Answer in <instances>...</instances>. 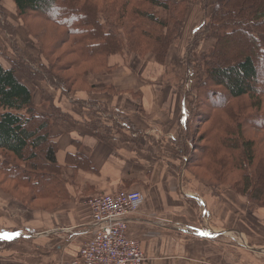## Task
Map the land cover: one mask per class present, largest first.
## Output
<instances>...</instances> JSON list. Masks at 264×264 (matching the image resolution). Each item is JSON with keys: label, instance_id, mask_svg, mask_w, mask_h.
Masks as SVG:
<instances>
[{"label": "crops", "instance_id": "0c3cea01", "mask_svg": "<svg viewBox=\"0 0 264 264\" xmlns=\"http://www.w3.org/2000/svg\"><path fill=\"white\" fill-rule=\"evenodd\" d=\"M141 60L112 64L98 78L100 90L77 92L74 100L55 88L41 89L66 115L56 118L34 100L38 112L53 118L49 131L69 200L44 210L0 191V264H71L91 238L87 200L129 190L143 193L127 231L141 243L144 264H264V213L244 218L234 211L238 202L195 185L180 157L169 158L180 151L188 100L193 104L197 92L187 81L188 88L175 86L159 63ZM71 101L105 106L109 113L99 115L119 129L95 131Z\"/></svg>", "mask_w": 264, "mask_h": 264}, {"label": "trees", "instance_id": "16d2710c", "mask_svg": "<svg viewBox=\"0 0 264 264\" xmlns=\"http://www.w3.org/2000/svg\"><path fill=\"white\" fill-rule=\"evenodd\" d=\"M195 1L13 0L19 17L39 19L66 31L59 41L71 48L73 56L64 71L72 73L63 79L51 69L46 72L56 80L50 84L71 100L75 98L74 86L86 83L88 75L96 71L94 64L105 68L103 73L99 71L102 74L113 70L114 65L107 63L112 55H141L148 51L162 63L170 45L178 40L190 6L198 2ZM204 5L208 20L200 31L206 30L214 44L197 60L205 79L193 89L197 100L192 105L199 107L197 113L201 112L200 90L210 82L226 89L228 95L219 105L213 102L214 110L220 112L211 122L210 130L215 134L200 149V158H187L185 169L197 180L201 177L190 165L205 168L216 180L229 177L233 191L247 196L263 210L264 144L247 131L264 132V120L254 121L264 119V0H207ZM24 26L30 35L39 38L32 31L33 21ZM11 40L14 49V38ZM19 56L28 64L22 53ZM18 71L24 72L18 66L0 63V157L5 159L0 162V172L14 182L6 190L15 200L27 206L42 201L43 207L37 208L55 210L69 200V193L57 162V145L49 131L52 116H43L36 110L33 91L19 78ZM51 104L56 106L54 100ZM87 104L94 114L106 111L102 105ZM188 117L179 140L181 156L189 147ZM215 185L218 184H210ZM16 189H22L19 196L13 194Z\"/></svg>", "mask_w": 264, "mask_h": 264}, {"label": "rangeland", "instance_id": "374dc122", "mask_svg": "<svg viewBox=\"0 0 264 264\" xmlns=\"http://www.w3.org/2000/svg\"><path fill=\"white\" fill-rule=\"evenodd\" d=\"M196 1H198L197 4H193L190 6V10L183 24L178 40L170 45L169 50L166 54V58L162 63L157 60L156 56L153 53L148 51L142 52L141 55H137L134 53L131 56L112 55L109 57L107 63H109L110 65H116L123 61L129 63L130 61L136 62L140 59L145 60L143 61V64H147L149 61L151 62V64L159 63L160 65L165 67L167 77H169L170 81L173 82L175 86L181 89L188 88L185 84V81H187L191 84L193 89H196L198 85L205 79V74L202 70L199 69L197 60L202 57L203 53L209 50L214 44V40L207 37L208 33L206 30L200 31L199 28L197 29L196 33H193V35H191L192 29L190 30V28L192 26H198L199 23H201L200 21H203V18H205L203 24L208 20V10L206 9L205 11L204 9V3H207V0ZM199 6L202 8L204 13L200 11ZM13 7H15L13 0H0V32L3 33L5 37L4 39H2L3 36L0 34V60L4 63V65L7 64L9 67L18 66L23 69L24 72L18 71L19 78L32 89L35 96L34 100L40 103V100L42 98L40 103L41 106L45 107L46 110L52 113L54 117L65 119L66 115L61 111V109L51 104V101H53L54 99L49 95V93L40 91L41 89H46L44 88L45 86L47 88H54L50 83L51 81L54 83L56 80L51 75L47 74L46 71H50L51 69L54 75L56 73L63 79H66L69 73H72L69 71H64V69L66 70V68L68 67L69 59H71L73 56L71 48L68 44L59 41L61 35L66 33V31L63 28H59L39 19L32 20V18L19 17L16 8L15 10H13ZM5 9H7L9 13L5 12ZM56 10L57 9L55 7L52 9V11L54 12ZM5 17L7 19H5ZM29 21H33V25L35 26L32 27V31L37 36H39V38H36L33 35L35 37L34 38L32 35H30L27 28L24 26V23L28 24ZM7 32L10 33L14 38V49H12L11 40L13 38H10ZM6 36H8V41L6 40ZM219 51L223 52V50ZM65 52H67L68 56H66ZM19 53H22L24 55L28 64L24 63L23 59L19 56ZM193 53L195 54V56ZM169 55L171 58H169ZM259 56L261 57V54H259ZM149 58H152V60ZM172 60H175L176 64H170ZM29 63L31 66L29 65ZM188 63L192 67L188 66ZM59 67H62V70H60ZM93 68L96 71L88 75V77L90 78L89 80L87 79L88 81L86 83L80 82L78 85L74 86V97L76 96L77 92L83 90L93 91V88H96L95 90L101 89V86H99V84L97 83L98 78L103 73V71H105V68L102 69L100 68V66L96 67L95 64L93 65ZM99 71H101L102 73ZM261 77L262 75L259 78ZM262 81H264V79ZM60 92L62 93V91ZM199 95L200 96L198 99L201 100V103H199L198 101V104L200 105L201 112L197 113L196 109L199 107L192 105V101H190V99L188 100V111L190 114L188 117L189 147L185 151L184 156H181L180 153H176L177 155L171 153V156H169V158L171 159H178V155H180V167L186 166L188 157L193 156L195 157V159H198L202 156L203 153L200 149L205 147L208 140L211 139V136L215 134L210 130L211 126L213 125L211 124L212 119H215L216 115L220 113L214 110V106L212 104L214 102L216 105H219L221 100L227 98L228 94L226 89H224L223 87H214L210 82L208 83V86L206 85L202 90H200ZM65 97L70 99L69 96ZM193 101H195V99ZM54 102H56V100H54ZM71 102L75 104V108L79 109L80 111H84L83 118L86 122H88V126L95 131L99 133L110 134L112 129H119V127L115 126L116 123H112V121L110 125V120L108 119H111V117L106 116V118H103L98 116L99 112L97 114H94L92 111L90 112V109L92 108L87 103L74 101ZM102 107L104 108L105 106ZM106 110L107 111L104 114H107V112L109 113V110L107 108ZM43 116H46L45 112L43 113ZM208 118L210 121L204 124L205 122L203 121L207 120ZM51 119L53 120V118ZM199 119L202 122H199ZM225 119H227V116L225 117ZM263 120L264 119H255L254 121L262 122ZM206 133H209L210 137L208 139L204 138ZM247 133L251 136H255L256 138L261 139L259 140V142H263L264 144V132H262L261 130L250 129L247 131ZM4 160L5 159L0 157V162H3ZM190 167L194 173L201 177V180L199 179V181L192 175L195 179V185L199 184L203 186L205 189L211 191L212 194L217 196L219 200H222L223 197L226 196L229 200V204L232 202L234 206H236V203L238 202L234 211H237L239 215L243 216L244 218H248V212L264 213V209L261 210L259 207H257L256 204H252L247 196L240 195L233 191L234 188L232 183L229 181V177L216 180L212 175H209L207 173L205 168H193L191 165ZM202 178L205 181H209L211 185H218H215V187H211L210 184L203 181ZM13 183V181L7 179L0 172V191L9 195L6 187ZM21 190L22 189L13 190V194L15 196H19ZM185 192L187 193L186 190ZM30 204L33 207H43L42 201H36ZM257 218L260 219L259 216H257ZM253 222H256V225L258 224L255 220Z\"/></svg>", "mask_w": 264, "mask_h": 264}, {"label": "built area", "instance_id": "2783aa9c", "mask_svg": "<svg viewBox=\"0 0 264 264\" xmlns=\"http://www.w3.org/2000/svg\"><path fill=\"white\" fill-rule=\"evenodd\" d=\"M140 190L100 193L87 200L91 238L71 264H144L141 243L128 234V217L139 212Z\"/></svg>", "mask_w": 264, "mask_h": 264}, {"label": "snow or ice", "instance_id": "6c2138e0", "mask_svg": "<svg viewBox=\"0 0 264 264\" xmlns=\"http://www.w3.org/2000/svg\"><path fill=\"white\" fill-rule=\"evenodd\" d=\"M5 237H6V238H10V237L7 236V234H5Z\"/></svg>", "mask_w": 264, "mask_h": 264}]
</instances>
